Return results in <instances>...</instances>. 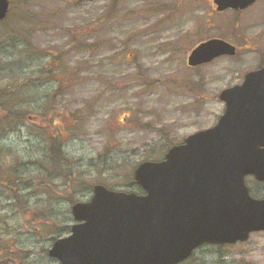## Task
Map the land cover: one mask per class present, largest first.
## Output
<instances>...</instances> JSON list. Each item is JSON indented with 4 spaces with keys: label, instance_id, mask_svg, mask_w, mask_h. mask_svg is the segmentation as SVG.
Here are the masks:
<instances>
[{
    "label": "rangeland",
    "instance_id": "obj_1",
    "mask_svg": "<svg viewBox=\"0 0 264 264\" xmlns=\"http://www.w3.org/2000/svg\"><path fill=\"white\" fill-rule=\"evenodd\" d=\"M111 2L11 0L0 21V264H57L48 249L70 233L60 228L74 222L70 197L88 200L96 183L129 190L139 162L213 126L225 109L219 93L264 59V0L242 11H218L213 0H119L106 18ZM75 28L87 40L76 43ZM211 37L238 54L191 67L189 52ZM46 81L62 91L41 123L28 118L39 103L17 100L48 91L36 86ZM59 130L70 178L49 163ZM193 257L182 264H264V231Z\"/></svg>",
    "mask_w": 264,
    "mask_h": 264
},
{
    "label": "water",
    "instance_id": "obj_2",
    "mask_svg": "<svg viewBox=\"0 0 264 264\" xmlns=\"http://www.w3.org/2000/svg\"><path fill=\"white\" fill-rule=\"evenodd\" d=\"M217 10H243L257 0H213ZM10 1L0 0V20ZM232 42L211 37L189 53L197 67L234 56ZM218 122L173 145L160 161L141 162L134 178L144 193L98 183L72 207L71 233L54 241L58 264H178L205 243H237L264 231V198L246 183L264 181V66L223 89Z\"/></svg>",
    "mask_w": 264,
    "mask_h": 264
},
{
    "label": "trees",
    "instance_id": "obj_3",
    "mask_svg": "<svg viewBox=\"0 0 264 264\" xmlns=\"http://www.w3.org/2000/svg\"><path fill=\"white\" fill-rule=\"evenodd\" d=\"M109 1H112L111 2V4H110V8L109 9H107L106 11H105V14H103V16H105L106 18H109L111 15H112V13H113V11H114V9H111V8H113V7H115V11H116V9H117V5H119L118 3H119V0H109ZM75 32L73 33L72 32V35H73V40L76 42V43H79V42H83L84 40H87V35L85 34V33H83V32H78V31H80V30H78L77 28H75V29H73ZM96 45H97V43H96ZM89 46V45H88ZM60 60H61V58H60ZM262 64H264V59H263V61H262ZM46 74H51V75H47V76H53L54 75V72L53 71H51L50 73H46ZM36 77H38L39 78V76L40 75H35ZM42 76V75H41ZM37 84H36V86L37 87H39V85H40V83L39 82H36ZM42 83V82H41ZM45 83H48V81H46ZM59 90H60V92L62 91V87H60L59 88ZM36 91H39V89H37ZM16 99V98H15ZM10 101H12V100H10ZM0 106H2V105H0ZM2 107H4V106H2ZM53 107V106H52ZM51 106H50V108H52ZM5 109V108H4ZM11 109V108H10ZM9 110V109H8ZM126 120V119H125ZM58 132H61V130H59ZM56 134H58V133H56ZM55 137H56V135H53V136H51V139L55 142ZM46 154H48V153H46ZM49 159H50V164L52 165V166H54L55 168V171H57V174H59V171H63V172H60V174L61 175H63V176H66V177H68V178H70V176H71V165H72V162H71V160H70V158H68L67 157V154L65 153V151H64V149L63 148H59L58 150H56L55 152H50L49 153ZM152 159V158H151ZM69 174H70V176H69ZM131 177V179L133 180V183H132V185H131V187L130 188H128L129 190H135L136 188H137V186L135 185V183H134V179H133V176L131 175L130 176ZM129 177V178H130ZM85 185V184H84ZM138 189H139V187H138ZM71 198V202L73 203V202H75L76 200L73 198V197H70ZM70 228V226L69 225H66V226H61L60 228ZM207 245V244H206ZM194 256V255H193ZM190 257L187 261H190L192 258H194V257ZM10 259H12V257H10ZM16 258H13L12 260H15ZM187 261H185V262H187ZM184 263V262H183ZM199 264H203V263H199Z\"/></svg>",
    "mask_w": 264,
    "mask_h": 264
},
{
    "label": "flooded vegetation",
    "instance_id": "obj_4",
    "mask_svg": "<svg viewBox=\"0 0 264 264\" xmlns=\"http://www.w3.org/2000/svg\"><path fill=\"white\" fill-rule=\"evenodd\" d=\"M26 87H29V86H26ZM39 87H42L44 89H48V91L46 92H43L42 90L39 89V91H36L37 95L34 99L32 100H27L26 99V94L23 93L22 95V98L20 100H17L21 105H27L28 103H39L41 108L43 109V111L40 112V114H28V118L29 119H32V120H35V121H39V122H45V121H48L49 118H51L53 116V109H55L57 103H58V97H59V94H60V90L58 87H56L55 85H50V84H43L42 85H39ZM28 98V97H27ZM11 102V101H10ZM17 102V103H18ZM47 106V107H45ZM50 106L52 107L51 108V112H48L46 109L47 108H50ZM26 110L23 109V112H22V115L24 117V114H25ZM27 114V113H26ZM46 118V120H44ZM55 122L53 119H52V123ZM61 133V132H58V134ZM55 144H58L57 142H54ZM59 148V144L57 146L56 149ZM247 177H251L252 179H254L255 181L261 183L264 185V181H259L257 180L254 176L252 175H249ZM249 185V184H248ZM250 190H251V194L254 196V197H258V198H264V193L260 194V195H256L252 193V189L251 187L249 186Z\"/></svg>",
    "mask_w": 264,
    "mask_h": 264
}]
</instances>
